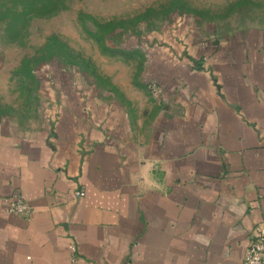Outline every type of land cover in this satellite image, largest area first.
<instances>
[{"label":"crops","instance_id":"1","mask_svg":"<svg viewBox=\"0 0 264 264\" xmlns=\"http://www.w3.org/2000/svg\"><path fill=\"white\" fill-rule=\"evenodd\" d=\"M194 38L149 51L150 116L58 86L35 128L0 120V264L242 263L264 221V27Z\"/></svg>","mask_w":264,"mask_h":264},{"label":"rangeland","instance_id":"2","mask_svg":"<svg viewBox=\"0 0 264 264\" xmlns=\"http://www.w3.org/2000/svg\"><path fill=\"white\" fill-rule=\"evenodd\" d=\"M259 27L264 0H0V120L35 128L58 86L150 116V50L174 34L220 49L228 35Z\"/></svg>","mask_w":264,"mask_h":264},{"label":"built area","instance_id":"3","mask_svg":"<svg viewBox=\"0 0 264 264\" xmlns=\"http://www.w3.org/2000/svg\"><path fill=\"white\" fill-rule=\"evenodd\" d=\"M148 86L152 89L154 95H156L158 90L155 83L150 82ZM78 194L81 195V192H78ZM7 210L10 213L23 217H29L32 213L31 205L21 192H16L11 196L8 200ZM250 239L241 264H264V221L253 229ZM71 251V258L73 261H76L78 259V252L75 244L71 246Z\"/></svg>","mask_w":264,"mask_h":264}]
</instances>
